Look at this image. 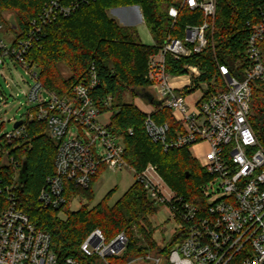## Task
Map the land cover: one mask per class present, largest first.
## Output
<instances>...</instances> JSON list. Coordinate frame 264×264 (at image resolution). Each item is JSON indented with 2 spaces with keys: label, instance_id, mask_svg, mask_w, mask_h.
<instances>
[{
  "label": "built area",
  "instance_id": "1",
  "mask_svg": "<svg viewBox=\"0 0 264 264\" xmlns=\"http://www.w3.org/2000/svg\"><path fill=\"white\" fill-rule=\"evenodd\" d=\"M87 3L88 0H51L39 20L32 22L33 29L25 38L10 46L0 40V67L6 58H11L31 75L34 83L26 95L36 109L28 117L46 121L48 135L57 144L55 173L39 194L41 204L61 209L67 203L69 183L87 189L102 168H129L151 199L167 204L173 218L185 225L180 231L183 237L171 249L168 261L153 254H147L145 259L153 264H264V148L251 122L254 87L260 84L264 89V5L259 8L258 21L249 24L251 32L242 68L232 72L216 59L222 89L208 93L209 86L204 84L206 90L194 103L173 86L174 76L166 70V58L169 55L178 61L208 47L209 36L213 37L215 31L217 0H182V7L200 10L205 21L187 25L183 39L169 36L159 54L149 61L148 80L158 89L154 97L169 108L182 131L171 137L170 126L157 124L152 112L144 110L146 132L166 151L188 149L206 171L209 182L201 189L204 202L200 205L178 196L169 187L164 191L155 180L159 178L155 167L139 173L129 166L121 137L98 122L103 108L112 107L113 97L104 99L103 106L96 104L92 90L98 86L99 77L94 67L90 81L75 87L73 95L65 99L45 89L39 71L27 60L43 27L59 17L71 16ZM179 14V7H170L169 16L175 22ZM185 69L192 91L194 78L201 71L191 65ZM24 127L23 124L6 133L5 139L11 143L22 137ZM73 127L78 132L72 135ZM18 176L11 175L10 181H5L0 175V264H83L74 258L59 259L51 235L38 228L19 207ZM128 245L125 233L107 240L97 228L80 249L84 256L95 258L94 264H111L110 259L120 257ZM138 261L132 259L127 264Z\"/></svg>",
  "mask_w": 264,
  "mask_h": 264
},
{
  "label": "trees",
  "instance_id": "2",
  "mask_svg": "<svg viewBox=\"0 0 264 264\" xmlns=\"http://www.w3.org/2000/svg\"><path fill=\"white\" fill-rule=\"evenodd\" d=\"M50 1L0 0V17L7 13L14 19L12 24L17 31L14 43L25 38L33 29L32 22L39 20ZM181 4L182 0H88L71 16L59 17L43 27L41 37L29 52L27 60L39 71L45 89L65 99L73 95L75 87L90 81L94 67L99 83L92 90V95L99 106H103V100L108 96L113 97L110 110L114 115L108 129L121 137L127 163L139 173L149 163L154 164L171 190L201 205L204 202L201 186L209 177L191 152L188 149L166 151L161 143L153 142L148 136L145 127L147 115L143 111L134 103L117 105L118 98L125 91L138 96L147 89L150 58L158 54L169 36L183 39L187 25H200L205 21L200 10H191ZM263 5L264 0H217L215 31L213 37L209 36L208 47L200 54L178 61L168 55L167 72L173 76L185 75L188 73L186 65L197 66L201 74L194 78L192 91H196L201 84H208V93L222 89L216 59L228 65L232 72L242 68L240 65L244 63L246 43L251 32L249 24L258 21L259 8ZM133 6L141 9L144 22L155 41L153 46L141 41L136 27L122 25L109 15L111 10ZM172 6L180 9L176 22L169 16ZM61 65L68 68L69 77L63 76ZM156 105L151 113L153 120L159 125L170 126L171 137L176 131H182L169 108L163 107L160 102ZM251 122L264 148V89L260 84L254 87ZM23 124L22 137L11 143L0 132V175L5 181H10L11 175H15L12 159L17 163L14 168L18 175L26 164L28 179L23 190L18 188L17 191L19 207L38 228L51 235L59 259L74 258L83 264H94L95 258L84 256L80 247L99 228L107 240L120 233H125L129 239L126 250L120 257L111 258V264H127L154 250L168 261L171 249L183 235L178 232L166 247L159 246L153 237L155 227L151 221L159 204L151 199L138 180L114 204L109 203L107 196L90 206L94 198V184L102 168L87 189L70 183L67 185L66 212L64 207L57 210L45 208L39 194L47 185L48 177L55 173L57 144L48 135L46 121L27 117ZM3 152L5 154L2 155ZM5 157L7 162H3ZM78 197L82 199L80 208L69 210L68 206Z\"/></svg>",
  "mask_w": 264,
  "mask_h": 264
},
{
  "label": "rangeland",
  "instance_id": "3",
  "mask_svg": "<svg viewBox=\"0 0 264 264\" xmlns=\"http://www.w3.org/2000/svg\"><path fill=\"white\" fill-rule=\"evenodd\" d=\"M122 11L123 10L121 8L114 9L109 11V15L113 18H116L119 21L120 20L119 14ZM13 22H14L13 16L10 14L4 13V17H0V25H2V28L0 29V40H2L8 46H10L13 43V40L16 38L17 35V31L11 27ZM134 27L137 28L138 33L143 42L153 43L151 35L147 30L146 25H144L143 21H138V23L135 24ZM151 58H153V56ZM60 69L65 78L70 76V72L65 65H61ZM33 83H34L33 78L22 65L13 61L11 58L5 59L4 65L0 67L1 136L5 135L6 133L13 132L14 123L16 121L26 119L29 113L31 112V109L35 107L34 103H30L28 101L26 95L29 92V89L33 85ZM155 85L156 84L152 83V81L149 80V85L147 89H149V91L156 92L155 87H153ZM205 90H206V85L201 84L200 89L193 92V94L200 95V92ZM185 96H189V95H185ZM118 99L119 100L117 101L118 103L117 105H120L122 103H134L136 105V101H137L138 105L136 106L140 107V110L142 109L143 112L144 110L147 111L146 110L147 108L143 107L142 102H140L139 99L130 91H125L123 94H121V97H119ZM113 115H114L113 110L110 109L104 110L98 116V122L103 126L108 127L112 122ZM77 132H78V128L73 127L72 135L76 134ZM72 135L70 134L69 136ZM3 154L5 153L3 152L2 155ZM4 161L6 162L8 161L7 157L3 158V162ZM14 166L17 165L15 164L13 165L12 171L15 173V175H18V172L16 171V168H14ZM129 166L132 168L130 164ZM150 166L156 168V172L157 175H159V178L157 177L155 180H157L162 184V187H164L163 190L165 191L166 187L169 186L162 178L160 172L158 171V168L154 164L149 163L146 169ZM152 175H156V174L153 173ZM135 181H137L135 177V173H133V171L129 168H125L118 171H110V170L103 171L100 174L98 181L94 184V188H93L94 198L92 202L89 203V205L94 206L107 196L109 198V203L114 204L130 188V186L134 184ZM208 182L209 181H207V183ZM217 184L219 185V182ZM141 185L144 187V184L141 183ZM204 186L205 184L201 187L203 188ZM214 189L217 190V187ZM74 200L75 201H72L71 205L68 206L69 210L76 211L80 208V205L82 204V199L78 197ZM157 209H158L157 213L151 217L152 224L155 227V232L153 237L158 242L159 246L166 247L168 243L170 244V241L173 239V236L181 231L182 224L180 220H175L173 218L169 206L167 204L164 203L159 204V206H157ZM67 210H68L67 207H64V212H66ZM171 243L173 244V242ZM169 247H171V245H169ZM147 254L157 255L155 250L152 252H148ZM146 255L136 258L139 261L132 264H153L152 261L145 259ZM160 256L163 257L164 255H160Z\"/></svg>",
  "mask_w": 264,
  "mask_h": 264
},
{
  "label": "crops",
  "instance_id": "4",
  "mask_svg": "<svg viewBox=\"0 0 264 264\" xmlns=\"http://www.w3.org/2000/svg\"><path fill=\"white\" fill-rule=\"evenodd\" d=\"M123 11L119 14V17H120V20L119 22L122 24V25H126V26H134L135 24L138 23V21H143L144 22V18H143V15H142V12H141V9L138 7V6H133V7H123L121 8ZM144 25L145 22H144ZM0 27L2 28V25H0ZM14 30L15 29V26H11ZM0 28V29H1ZM147 28V26H146ZM148 30V28H147ZM138 31V30H137ZM149 31V30H148ZM150 33V32H149ZM139 34V33H138ZM151 35V34H150ZM140 36V35H139ZM141 38V37H140ZM151 38H152V41L153 43H144L146 45H149V46H153L155 44V41L151 35ZM15 40V39H14ZM13 40V42H14ZM190 83H191V80L188 76L186 75H183V76H174L173 79H172V84L173 86L175 87V89L177 90L178 93L182 94V95H189V96H185L189 102L191 103H194L197 99H199L200 95H194L193 92L191 91V89H189V86H190ZM156 89V88H155ZM149 91V89H147ZM158 89H156V92ZM151 92L153 95H155L154 91H149ZM191 95V96H190ZM140 102H142V105L144 108H147L146 110L148 112H154V110L156 109V102L152 103L150 102L149 100H146L145 98L141 97V96H136ZM155 101H157V98L154 97ZM159 102V101H158ZM136 105L137 104V101H136ZM138 107V106H137ZM140 109V107H138ZM24 120V119H23ZM23 125V124H22ZM107 169L103 168L102 169V172L103 171H106ZM108 171V170H107Z\"/></svg>",
  "mask_w": 264,
  "mask_h": 264
},
{
  "label": "water",
  "instance_id": "5",
  "mask_svg": "<svg viewBox=\"0 0 264 264\" xmlns=\"http://www.w3.org/2000/svg\"><path fill=\"white\" fill-rule=\"evenodd\" d=\"M12 25L14 26V24H12ZM139 96H141V97L149 100L152 103L155 101L154 95L151 92H149L147 89L143 90L142 93H139ZM155 102H158V101H155ZM23 123H24V120L23 119L22 120H19V121H16L14 123L13 130L18 129ZM27 179H28L27 167H26V164H24L23 169L20 171V174H19V176L17 178L18 186L22 190L24 188L23 185L27 182Z\"/></svg>",
  "mask_w": 264,
  "mask_h": 264
}]
</instances>
